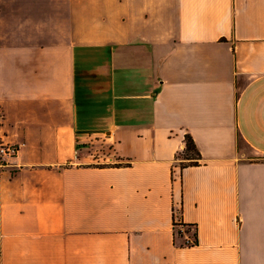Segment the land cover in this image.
Instances as JSON below:
<instances>
[{"label":"crops","instance_id":"0c3cea01","mask_svg":"<svg viewBox=\"0 0 264 264\" xmlns=\"http://www.w3.org/2000/svg\"><path fill=\"white\" fill-rule=\"evenodd\" d=\"M0 141V264H264V0H0Z\"/></svg>","mask_w":264,"mask_h":264},{"label":"rangeland","instance_id":"374dc122","mask_svg":"<svg viewBox=\"0 0 264 264\" xmlns=\"http://www.w3.org/2000/svg\"><path fill=\"white\" fill-rule=\"evenodd\" d=\"M101 58L102 57L91 54H77V106L78 119L80 121H85L87 119V114H89V111L91 110L89 108H91V106H93L94 104L93 101L96 97V91L92 87V84L97 81L96 68H98L101 64ZM88 70L89 74L84 76L83 73ZM102 82L105 83L103 80ZM107 93L110 94V90ZM86 98H88L89 100H93L91 101L92 103H90L91 106L84 101ZM95 147L98 146L94 145L93 149Z\"/></svg>","mask_w":264,"mask_h":264},{"label":"trees","instance_id":"16d2710c","mask_svg":"<svg viewBox=\"0 0 264 264\" xmlns=\"http://www.w3.org/2000/svg\"><path fill=\"white\" fill-rule=\"evenodd\" d=\"M183 140H184V146L181 149V151H179L177 154V157L181 159L179 162V166L181 169L189 165H197L198 160L200 159V153L191 135L188 133H185L183 136ZM115 165H119V164H115ZM176 225H178V223L173 220V227H175ZM181 225L185 226L186 229H189L191 227V224H181ZM174 231L175 232H173V240L176 235L182 236L183 231L180 230L179 228ZM196 241H197L196 236L191 241L184 238L182 242H180V245H191V244L196 243Z\"/></svg>","mask_w":264,"mask_h":264},{"label":"built area","instance_id":"2783aa9c","mask_svg":"<svg viewBox=\"0 0 264 264\" xmlns=\"http://www.w3.org/2000/svg\"><path fill=\"white\" fill-rule=\"evenodd\" d=\"M16 151V146L10 144H3L0 141V166L4 165L8 159L13 157Z\"/></svg>","mask_w":264,"mask_h":264}]
</instances>
